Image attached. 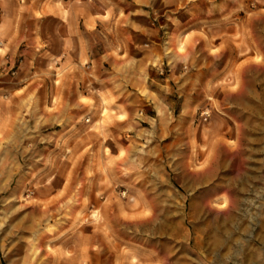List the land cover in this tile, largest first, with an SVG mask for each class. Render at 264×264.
I'll list each match as a JSON object with an SVG mask.
<instances>
[{"label":"rangeland","instance_id":"obj_1","mask_svg":"<svg viewBox=\"0 0 264 264\" xmlns=\"http://www.w3.org/2000/svg\"><path fill=\"white\" fill-rule=\"evenodd\" d=\"M206 2L145 7L159 38L143 82L163 84L172 104L118 86L103 95L101 75L62 92L53 64L31 81L41 89L13 94L14 110L0 98V264H264V139L220 121L235 45L205 56L188 24Z\"/></svg>","mask_w":264,"mask_h":264},{"label":"crops","instance_id":"obj_2","mask_svg":"<svg viewBox=\"0 0 264 264\" xmlns=\"http://www.w3.org/2000/svg\"><path fill=\"white\" fill-rule=\"evenodd\" d=\"M32 1V2H31ZM205 10H200L198 22L189 21L190 29H199L206 51L215 62L221 61L229 51L235 62L231 69L232 80L222 86L230 94L229 103L216 104L220 121L237 125L238 134L253 130L254 139H264V4L255 0H205ZM264 3V0H259ZM157 0H0V98L14 110L16 104L9 99L14 93L32 92L35 77L54 65L64 87L75 90L76 83L86 75V85H93V77L102 76V93L112 88L137 93L145 104H172L163 96V84L144 83L151 75L148 69L157 51L158 30L145 7H153ZM224 2H228L224 6ZM246 14L245 32L239 35L241 17ZM204 13V15H203ZM261 14V16H255ZM249 15L252 18L249 19ZM256 17H261L256 21ZM117 19V25L114 21ZM110 26L122 34H109ZM105 28H107L105 30ZM215 30V39L206 36ZM227 31H223V30ZM102 35L95 41L96 34ZM223 34L229 35L223 37ZM149 35V36H148ZM154 38H153V37ZM246 47L239 50L240 46ZM227 58V57H226ZM227 60V59H226ZM19 62L15 70H11ZM217 64V63H216ZM220 64V63H219ZM215 65L214 73L223 76V65ZM256 70V71H255ZM154 76V75H153ZM157 78H159L157 76ZM112 81L115 82L112 84ZM147 82V81H146ZM206 89V82L204 84ZM259 85V86H258ZM91 87V86H90ZM259 87V88H258ZM147 91L146 96L144 95ZM169 90H166L168 93ZM221 100V99H220ZM78 101V100H76ZM109 101V100H108ZM227 103V104H226ZM122 104H128L124 101ZM39 125L46 123L44 104H38ZM79 107V106H78ZM89 109L88 107H85ZM67 110L64 104L61 108ZM68 118V117H65ZM78 118H69L70 124ZM64 125L68 124L66 121ZM243 125H249L248 130ZM242 126V128H241ZM248 136V134H247ZM241 139V137H239ZM94 264V263H92ZM105 264V262H104Z\"/></svg>","mask_w":264,"mask_h":264},{"label":"built area","instance_id":"obj_3","mask_svg":"<svg viewBox=\"0 0 264 264\" xmlns=\"http://www.w3.org/2000/svg\"><path fill=\"white\" fill-rule=\"evenodd\" d=\"M208 112L206 111V110H204V111H202L201 112V116H202V118L205 120V119H207V117H208Z\"/></svg>","mask_w":264,"mask_h":264}]
</instances>
